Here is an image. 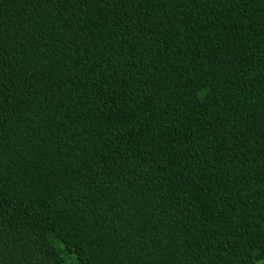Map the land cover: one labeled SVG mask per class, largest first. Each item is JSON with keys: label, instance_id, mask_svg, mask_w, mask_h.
Wrapping results in <instances>:
<instances>
[{"label": "trees", "instance_id": "1", "mask_svg": "<svg viewBox=\"0 0 264 264\" xmlns=\"http://www.w3.org/2000/svg\"><path fill=\"white\" fill-rule=\"evenodd\" d=\"M0 264H264V0H0Z\"/></svg>", "mask_w": 264, "mask_h": 264}]
</instances>
